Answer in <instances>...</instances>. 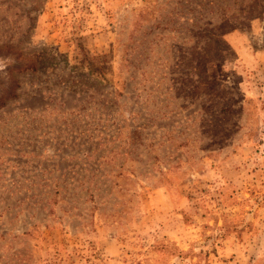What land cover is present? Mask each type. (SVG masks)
Returning <instances> with one entry per match:
<instances>
[{
  "label": "rangeland",
  "instance_id": "1",
  "mask_svg": "<svg viewBox=\"0 0 264 264\" xmlns=\"http://www.w3.org/2000/svg\"><path fill=\"white\" fill-rule=\"evenodd\" d=\"M0 264H264V0H0Z\"/></svg>",
  "mask_w": 264,
  "mask_h": 264
}]
</instances>
